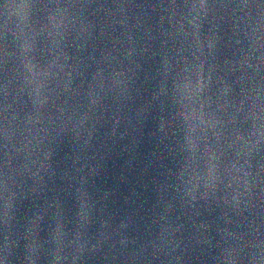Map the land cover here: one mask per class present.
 <instances>
[{
    "label": "water",
    "instance_id": "obj_1",
    "mask_svg": "<svg viewBox=\"0 0 264 264\" xmlns=\"http://www.w3.org/2000/svg\"><path fill=\"white\" fill-rule=\"evenodd\" d=\"M201 2L0 0V264H264V0Z\"/></svg>",
    "mask_w": 264,
    "mask_h": 264
},
{
    "label": "clouds",
    "instance_id": "obj_2",
    "mask_svg": "<svg viewBox=\"0 0 264 264\" xmlns=\"http://www.w3.org/2000/svg\"><path fill=\"white\" fill-rule=\"evenodd\" d=\"M203 6H204V0H202V2H201V7H203ZM194 8H195V6H194ZM26 50H29V49H26ZM26 67H27L29 73L31 74L32 78L35 79V78L41 77V76H50L52 74L51 69L54 67V65L50 64L48 66V69H38V66L35 63L29 61L28 64L26 65ZM192 131L194 132L195 129H192ZM189 143L192 146L193 151H195V148L198 145H196L194 143V141H192V140H189ZM212 158L215 159L216 157L213 156Z\"/></svg>",
    "mask_w": 264,
    "mask_h": 264
}]
</instances>
